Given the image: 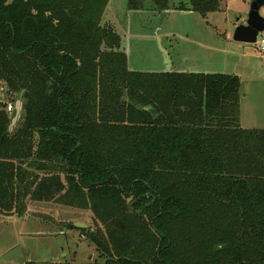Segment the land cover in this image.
Here are the masks:
<instances>
[{"label": "trees", "instance_id": "1", "mask_svg": "<svg viewBox=\"0 0 264 264\" xmlns=\"http://www.w3.org/2000/svg\"><path fill=\"white\" fill-rule=\"evenodd\" d=\"M109 2L0 0V82L22 101L13 129L0 101V214L90 211L69 226L105 261L63 264H264V128L240 123V77L130 69Z\"/></svg>", "mask_w": 264, "mask_h": 264}, {"label": "rangeland", "instance_id": "2", "mask_svg": "<svg viewBox=\"0 0 264 264\" xmlns=\"http://www.w3.org/2000/svg\"><path fill=\"white\" fill-rule=\"evenodd\" d=\"M142 1L151 7L132 10L128 0H110L101 21L120 34L130 69L157 71L170 65V70L237 75L241 80V125L264 128V52L258 45L233 39L236 27L245 24L254 0H226L219 11L207 15L175 8L181 3L191 8V0H168V9L155 6V0ZM260 13L264 16V7ZM261 39L264 31L258 42ZM14 97L0 82V101L13 107L12 111L7 108L9 113L15 110ZM19 121L20 117L11 129ZM31 208L33 213L26 220L0 218V264L105 261L82 230L69 226L83 221L89 227L90 211L43 202L33 203ZM9 246L10 250L20 247L21 256L5 260L10 250H4Z\"/></svg>", "mask_w": 264, "mask_h": 264}, {"label": "water", "instance_id": "3", "mask_svg": "<svg viewBox=\"0 0 264 264\" xmlns=\"http://www.w3.org/2000/svg\"><path fill=\"white\" fill-rule=\"evenodd\" d=\"M264 7V0H254L251 3V7L248 13V18L245 24H240L236 27L233 39L236 42L255 44L258 40V36L264 31V16L261 15L260 10ZM167 62L169 63V56L166 52ZM171 66H168L167 71H171ZM22 110V101L18 99L15 104V113L12 118V125H15L18 121ZM74 225L78 228H88V224L82 221L74 222ZM21 248L16 247L5 254V260H12L21 256Z\"/></svg>", "mask_w": 264, "mask_h": 264}, {"label": "crops", "instance_id": "4", "mask_svg": "<svg viewBox=\"0 0 264 264\" xmlns=\"http://www.w3.org/2000/svg\"><path fill=\"white\" fill-rule=\"evenodd\" d=\"M172 67L173 68H175L173 65H172ZM167 69H164V70H157V71H166ZM176 70H180V69H177L176 68ZM184 70V69H183ZM29 203H28V210H27V212L23 215V216H20V215H18V214H16V213H14V214H11V215H2V214H0V218H4L6 221H8V220H10V221H12V220H14L15 222H18V221H21V220H26V217H29L30 215H32V204L34 203V202H32V201H28ZM29 204H30V206H29ZM27 213H29L28 215H26ZM83 222V221H82ZM12 248V246H9L8 248H6L5 250H4V252H6V251H9L10 249Z\"/></svg>", "mask_w": 264, "mask_h": 264}, {"label": "built area", "instance_id": "5", "mask_svg": "<svg viewBox=\"0 0 264 264\" xmlns=\"http://www.w3.org/2000/svg\"><path fill=\"white\" fill-rule=\"evenodd\" d=\"M255 45H258V47L264 52V39H261V41L260 42H258V40H257V42L255 43ZM12 106L10 105L9 107H8V110L9 111H12Z\"/></svg>", "mask_w": 264, "mask_h": 264}, {"label": "flooded vegetation", "instance_id": "6", "mask_svg": "<svg viewBox=\"0 0 264 264\" xmlns=\"http://www.w3.org/2000/svg\"><path fill=\"white\" fill-rule=\"evenodd\" d=\"M246 23V22H245Z\"/></svg>", "mask_w": 264, "mask_h": 264}]
</instances>
